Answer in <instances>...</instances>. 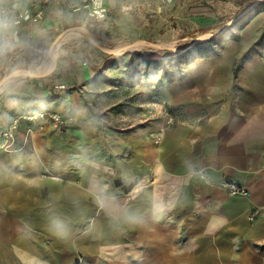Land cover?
I'll return each mask as SVG.
<instances>
[{"label":"crops","instance_id":"obj_1","mask_svg":"<svg viewBox=\"0 0 264 264\" xmlns=\"http://www.w3.org/2000/svg\"><path fill=\"white\" fill-rule=\"evenodd\" d=\"M125 1L104 7L112 16ZM174 2L206 31L223 22L214 0ZM79 9L80 0L52 3L18 24V53L44 51ZM252 17L263 21L264 7ZM221 41L165 89L178 110L158 142L156 123L97 127L78 88L90 71L83 62L58 60L44 77L0 90V127L18 119L0 140V264H264V44L233 76L250 41L231 32ZM41 110L73 121L19 118Z\"/></svg>","mask_w":264,"mask_h":264},{"label":"rangeland","instance_id":"obj_2","mask_svg":"<svg viewBox=\"0 0 264 264\" xmlns=\"http://www.w3.org/2000/svg\"><path fill=\"white\" fill-rule=\"evenodd\" d=\"M228 1L214 0L213 10L219 12L223 22L216 24V29L211 32L197 26V22L179 18L174 12L177 5L174 0H126L112 16L106 9L100 15L91 14L86 8L79 9L56 34L45 40L44 51L18 53L4 75L15 64L38 66L44 63L49 67L52 61V68L48 71H30L22 79L42 78L53 71L58 60L83 62L90 66V71L78 88L98 128L119 132L153 123L159 127L165 122L166 113L174 115L172 111L176 107L165 98L169 77L184 73L187 62L201 56L204 41L219 33L229 24L231 17L243 11ZM204 4L205 0H196V5ZM183 10L179 15L183 12L186 15L187 11ZM254 13L251 12L246 23L241 25L242 32L240 29L231 30L233 36L250 41L253 53L258 52L264 43L263 38V42L254 45L264 33V20L253 19ZM221 40L222 37L217 44L209 43L206 47L218 51ZM190 44L193 45L186 49ZM105 54L112 55L113 60L105 63L98 75H94L91 67L98 66ZM176 55L183 56L174 66L167 68L136 65V71H132L134 82L124 84V79L132 75L129 73L132 57L165 59ZM115 58L118 59L115 61ZM163 71H167L166 77H161Z\"/></svg>","mask_w":264,"mask_h":264},{"label":"trees","instance_id":"obj_3","mask_svg":"<svg viewBox=\"0 0 264 264\" xmlns=\"http://www.w3.org/2000/svg\"><path fill=\"white\" fill-rule=\"evenodd\" d=\"M235 5L238 6L239 8H243V10H245L241 16L237 17V14L234 17L230 18V22L229 24H227L224 28H222L220 30L219 33H217L216 35H214L211 39H208L206 41H204V49L202 48V53L201 56L206 57V56H210L212 54H215L217 51H214L212 49H209L207 46V44L212 43V44H217L219 42L220 37L225 38L226 36H228V34L231 32L232 29L234 28H241V25L246 23V20L249 18L248 16L251 14V12H256L259 8L264 7V0H233ZM239 12V11H238ZM248 23V22H247ZM264 33L262 35L259 36L258 41L254 43V45L260 44L261 42H263V37ZM264 44V43H263ZM262 44V45H263ZM259 52V51H258ZM258 52H252L251 46H248L240 55L239 57L235 60V62L233 63V67H232V74L233 76H235L237 74V72L241 69V67L243 66V64L247 61V59L249 57H251L252 55L258 53ZM183 55H176L174 57H169V58H136V57H132L130 60V67L131 70L129 71V73L132 71L135 72V68L136 65L142 64L145 66H149L154 68H167V66H174V63H176ZM118 58H115L114 60L116 61ZM112 55L110 54H105V57L101 59V61L99 62L98 66H92L91 70L94 73V75H98L99 69L105 64V63H109L110 61H112ZM191 61V60H190ZM189 61V62H190ZM187 62V64L189 63ZM166 73L167 71H163L161 74V77L164 76L166 77ZM185 75L184 73H179L177 74L176 77H173L171 75V77H169V81H168V85L171 84L174 81H179L181 79H183ZM134 82V78H133V73L132 75H129L128 77H126L124 79V84L125 85H130ZM49 97H51L49 95ZM174 111H172L174 113V115L176 116V111L178 110V107H174Z\"/></svg>","mask_w":264,"mask_h":264},{"label":"built area","instance_id":"obj_4","mask_svg":"<svg viewBox=\"0 0 264 264\" xmlns=\"http://www.w3.org/2000/svg\"><path fill=\"white\" fill-rule=\"evenodd\" d=\"M21 1V0H20ZM66 0H31L26 7L17 8L15 10L16 19L18 24L24 21L32 19L34 16H39L43 13L45 7L52 3H60ZM84 8H86L91 14H102L105 11L104 0H80ZM19 118H24L28 121H34L36 119H46L55 127H62L73 121V117L59 113L52 110H41L34 113L25 114ZM17 120H13L10 124L5 127H0V140L9 141L13 138L14 132L17 128ZM175 116L173 114L166 113L165 122L158 127V134L154 137V141L158 142L161 140V132L166 127L171 126L175 123ZM7 146V145H6ZM230 194L243 193L244 191L235 184L223 183Z\"/></svg>","mask_w":264,"mask_h":264},{"label":"clouds","instance_id":"obj_5","mask_svg":"<svg viewBox=\"0 0 264 264\" xmlns=\"http://www.w3.org/2000/svg\"><path fill=\"white\" fill-rule=\"evenodd\" d=\"M20 0H0V69L9 57L15 56L25 47L17 34V19L15 10L19 8ZM44 66L15 64L3 77H0V90L22 79L30 71L43 70Z\"/></svg>","mask_w":264,"mask_h":264},{"label":"water","instance_id":"obj_6","mask_svg":"<svg viewBox=\"0 0 264 264\" xmlns=\"http://www.w3.org/2000/svg\"><path fill=\"white\" fill-rule=\"evenodd\" d=\"M244 11H245V10H243L241 13H239V14L237 15V17L241 16V14H242ZM192 45H193V44H190L188 47H186V49L190 48ZM186 49H184V50H186Z\"/></svg>","mask_w":264,"mask_h":264},{"label":"bare ground","instance_id":"obj_7","mask_svg":"<svg viewBox=\"0 0 264 264\" xmlns=\"http://www.w3.org/2000/svg\"><path fill=\"white\" fill-rule=\"evenodd\" d=\"M100 42H101V41H100ZM101 43H102V42H101ZM52 64H53V62L51 61L50 69L52 68ZM46 68H47V66L45 65V66H44V69H46ZM40 71H42V70H37L36 72L39 73Z\"/></svg>","mask_w":264,"mask_h":264}]
</instances>
